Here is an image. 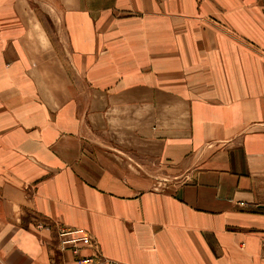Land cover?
I'll list each match as a JSON object with an SVG mask.
<instances>
[{
	"label": "crops",
	"instance_id": "1",
	"mask_svg": "<svg viewBox=\"0 0 264 264\" xmlns=\"http://www.w3.org/2000/svg\"><path fill=\"white\" fill-rule=\"evenodd\" d=\"M264 264V0H0V264Z\"/></svg>",
	"mask_w": 264,
	"mask_h": 264
},
{
	"label": "built area",
	"instance_id": "2",
	"mask_svg": "<svg viewBox=\"0 0 264 264\" xmlns=\"http://www.w3.org/2000/svg\"><path fill=\"white\" fill-rule=\"evenodd\" d=\"M57 235L62 249L70 247L73 252L81 248L94 249L92 255L78 259L77 264H119L102 257L95 249L89 235L82 229H57Z\"/></svg>",
	"mask_w": 264,
	"mask_h": 264
}]
</instances>
